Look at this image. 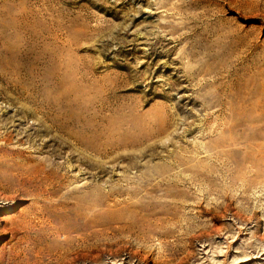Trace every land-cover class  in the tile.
Returning a JSON list of instances; mask_svg holds the SVG:
<instances>
[{
	"label": "rangeland",
	"instance_id": "1",
	"mask_svg": "<svg viewBox=\"0 0 264 264\" xmlns=\"http://www.w3.org/2000/svg\"><path fill=\"white\" fill-rule=\"evenodd\" d=\"M0 264H264V0H0Z\"/></svg>",
	"mask_w": 264,
	"mask_h": 264
}]
</instances>
